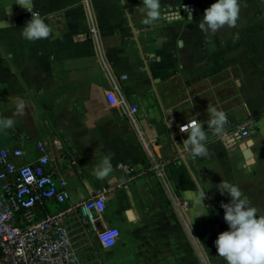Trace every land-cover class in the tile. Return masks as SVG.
I'll return each mask as SVG.
<instances>
[{"label":"crops","instance_id":"crops-1","mask_svg":"<svg viewBox=\"0 0 264 264\" xmlns=\"http://www.w3.org/2000/svg\"><path fill=\"white\" fill-rule=\"evenodd\" d=\"M212 2L161 0L162 18L146 22L141 0H0V117L14 120L0 130V148L26 149L18 158L24 163L52 128L81 162L80 170L61 168L66 207L107 190L96 225L119 228L115 245L104 246L79 209L69 212L72 243L87 262L227 264L214 244L228 227L221 180L264 215V0H239L237 24L209 35L198 25ZM29 9L46 19L49 37L23 38ZM116 87L128 106H138L133 119L124 105L110 103L107 91ZM18 97L25 101L19 113ZM208 107L225 113V132L246 123L250 135H221L204 123L208 153L195 156L179 126L206 122ZM150 154L165 183L146 172ZM104 156L112 171L100 178L94 169ZM198 187L206 190L203 203L194 198ZM61 205L48 203L49 211Z\"/></svg>","mask_w":264,"mask_h":264},{"label":"built area","instance_id":"built-area-1","mask_svg":"<svg viewBox=\"0 0 264 264\" xmlns=\"http://www.w3.org/2000/svg\"><path fill=\"white\" fill-rule=\"evenodd\" d=\"M83 2L86 4L88 0ZM97 34V29L92 28L91 35L97 37ZM107 97L112 105H124L133 119L138 106H128L120 87L107 91ZM187 122L180 124V131L181 125ZM246 125H234L225 134L233 138L248 137L250 130ZM50 136L49 143L44 139L37 142L40 153L24 163L18 162V158L27 155L26 149L0 148V264H104L103 261L87 262L80 256L72 243L67 220L71 209H79L95 227L99 241L106 247L115 245L120 236L119 228L96 225L105 210L106 189H99L74 206L39 215L40 206L51 202L62 204L70 197L68 181L60 174L61 168L64 165L81 168L78 156L52 128ZM150 155L152 163L146 172L157 175L165 183L162 164ZM120 167L128 175L137 174L132 165L121 164Z\"/></svg>","mask_w":264,"mask_h":264},{"label":"clouds","instance_id":"clouds-1","mask_svg":"<svg viewBox=\"0 0 264 264\" xmlns=\"http://www.w3.org/2000/svg\"><path fill=\"white\" fill-rule=\"evenodd\" d=\"M145 14L146 22L156 21L162 18L161 0H141L139 5ZM187 10V9H186ZM239 0H214L203 10L199 21V28L209 35H214L225 27H234L239 17ZM191 17L190 11H188ZM7 23V22H5ZM8 24V23H7ZM52 32L51 26L38 12H31V17L22 27L21 35L29 41L47 38ZM25 101L16 98V110L22 112ZM207 121L193 119L181 125V131L186 132L185 143L195 156H204L208 153L205 143L207 135L202 124L207 128H214L218 134L225 133V113L215 108H207ZM14 120L10 117H0V130L12 127ZM250 163V162H246ZM95 174L105 178L112 171L109 156H104L95 169ZM221 195H227V202L221 201L223 219L228 225L227 229L217 234L214 244L217 254L223 257L227 264H264V215L258 214L256 206L252 205L241 189L226 180H221L216 185ZM206 190L198 187L194 192V198L203 203ZM206 253L208 249L203 245Z\"/></svg>","mask_w":264,"mask_h":264},{"label":"trees","instance_id":"trees-1","mask_svg":"<svg viewBox=\"0 0 264 264\" xmlns=\"http://www.w3.org/2000/svg\"><path fill=\"white\" fill-rule=\"evenodd\" d=\"M61 209L66 208V203H62V205L60 206ZM50 207L48 206V204H45L44 207H39V215L42 216L44 215L46 212H49Z\"/></svg>","mask_w":264,"mask_h":264},{"label":"water","instance_id":"water-1","mask_svg":"<svg viewBox=\"0 0 264 264\" xmlns=\"http://www.w3.org/2000/svg\"><path fill=\"white\" fill-rule=\"evenodd\" d=\"M133 32H134V34H135V36L137 37V30L133 27ZM178 149L179 150H183L182 148H180L179 146H178ZM251 155V151H250V149H247V150H245L244 151V156L247 158V157H249ZM183 157H184V155H183Z\"/></svg>","mask_w":264,"mask_h":264},{"label":"rangeland","instance_id":"rangeland-1","mask_svg":"<svg viewBox=\"0 0 264 264\" xmlns=\"http://www.w3.org/2000/svg\"><path fill=\"white\" fill-rule=\"evenodd\" d=\"M50 137L51 136H49V138H46V139H44V140H46L48 143L50 142Z\"/></svg>","mask_w":264,"mask_h":264}]
</instances>
